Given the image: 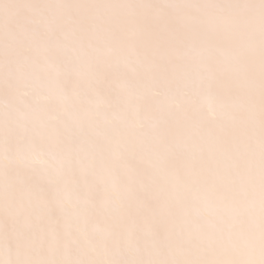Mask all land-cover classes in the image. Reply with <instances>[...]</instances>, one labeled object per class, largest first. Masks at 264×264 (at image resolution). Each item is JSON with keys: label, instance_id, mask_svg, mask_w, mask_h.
<instances>
[{"label": "snow or ice", "instance_id": "1", "mask_svg": "<svg viewBox=\"0 0 264 264\" xmlns=\"http://www.w3.org/2000/svg\"><path fill=\"white\" fill-rule=\"evenodd\" d=\"M0 264H264V0H0Z\"/></svg>", "mask_w": 264, "mask_h": 264}]
</instances>
